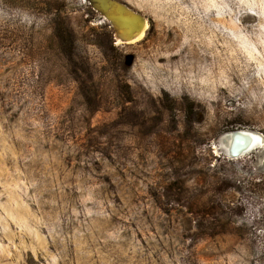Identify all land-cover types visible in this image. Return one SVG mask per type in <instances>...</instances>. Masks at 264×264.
<instances>
[{
	"label": "rangeland",
	"instance_id": "1",
	"mask_svg": "<svg viewBox=\"0 0 264 264\" xmlns=\"http://www.w3.org/2000/svg\"><path fill=\"white\" fill-rule=\"evenodd\" d=\"M111 1L0 0V264H264V0Z\"/></svg>",
	"mask_w": 264,
	"mask_h": 264
},
{
	"label": "bare ground",
	"instance_id": "2",
	"mask_svg": "<svg viewBox=\"0 0 264 264\" xmlns=\"http://www.w3.org/2000/svg\"><path fill=\"white\" fill-rule=\"evenodd\" d=\"M91 4L98 11H103L107 15L105 19L116 29L118 44L133 42L143 36L147 24L138 15L111 0H91ZM247 130L237 129L222 133L225 134L223 137H227L228 149L224 152H226L228 160L229 158L232 161L238 160L256 150L257 146L261 145V149L264 148V136L258 132ZM220 137L213 142L217 152L221 145L218 140Z\"/></svg>",
	"mask_w": 264,
	"mask_h": 264
},
{
	"label": "trees",
	"instance_id": "3",
	"mask_svg": "<svg viewBox=\"0 0 264 264\" xmlns=\"http://www.w3.org/2000/svg\"><path fill=\"white\" fill-rule=\"evenodd\" d=\"M59 39H60L61 45L63 46H65L68 43L63 33H59ZM203 228L205 229V232L209 234H215L216 231L218 230V228L215 225H212V226L207 225V226H204Z\"/></svg>",
	"mask_w": 264,
	"mask_h": 264
},
{
	"label": "water",
	"instance_id": "4",
	"mask_svg": "<svg viewBox=\"0 0 264 264\" xmlns=\"http://www.w3.org/2000/svg\"><path fill=\"white\" fill-rule=\"evenodd\" d=\"M121 6H122V5H121ZM101 12L105 15V18H106L107 15H106L103 11H101ZM111 26H112V25H111ZM123 41H124V40H123Z\"/></svg>",
	"mask_w": 264,
	"mask_h": 264
}]
</instances>
